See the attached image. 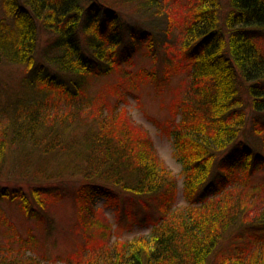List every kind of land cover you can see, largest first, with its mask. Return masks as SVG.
Here are the masks:
<instances>
[{"label":"trees","instance_id":"trees-1","mask_svg":"<svg viewBox=\"0 0 264 264\" xmlns=\"http://www.w3.org/2000/svg\"><path fill=\"white\" fill-rule=\"evenodd\" d=\"M1 7L0 62L37 65L39 90L0 119V177L15 149L23 153L21 177L39 184H27L29 194L0 185V199L19 200L42 221L35 205L45 209L71 192L92 250L66 264H264V0H1ZM137 54L152 66L134 69ZM111 72L119 75L111 85L118 102L149 82L172 90L164 128L186 205L176 206L177 179L147 132L125 107L109 109L103 93L89 91ZM98 196L144 208L148 234L108 243ZM2 217L0 207V226ZM92 227L104 240L98 247ZM7 251L0 264H40Z\"/></svg>","mask_w":264,"mask_h":264},{"label":"rangeland","instance_id":"rangeland-1","mask_svg":"<svg viewBox=\"0 0 264 264\" xmlns=\"http://www.w3.org/2000/svg\"><path fill=\"white\" fill-rule=\"evenodd\" d=\"M3 14L0 0V18ZM44 39L45 34L43 33L41 44ZM134 59V69L152 66L153 60L150 56L137 54ZM36 66L28 68L26 65L0 62V119L2 121H5L6 116L11 112V103H15L18 98L30 102L38 96L39 85L34 78L37 72ZM118 76V72H111L109 75L94 79L89 91L93 94L103 93L105 104L109 109L113 106L116 112H122L125 107L130 118L147 132L157 157L177 179L176 206L186 205L187 201L182 194L181 166L173 156L172 143L164 128L166 120L170 117L167 105L174 96L172 90L166 87L159 91L149 82L141 86L137 90L138 92L136 91L118 102L119 92L111 86L117 82ZM179 79L180 77L177 76L171 81L173 90L178 86ZM123 114L125 115V113ZM247 126L246 132L249 136V124ZM242 140L244 141V139ZM239 143L237 141L234 147ZM23 160L22 151L14 149L10 157V164L8 162L9 167L0 177V185L8 184L12 187L22 185L29 194L27 190L29 185L27 184L39 183L27 176L21 177L19 164ZM31 167L30 165L26 168L29 170ZM258 176L264 178V172ZM215 177L216 171L210 180L214 181ZM64 185L71 191L73 190V183L70 180L66 179ZM71 194L69 192L61 198L48 200L45 209L39 208L34 203L36 209L42 214V221L27 214L19 200L0 199L2 222H4L0 226V251L9 249L15 255L14 258L20 259H27L29 256L36 257L40 264H66V259H71V254L79 256L80 253H83L82 256L87 257L89 250L92 249L89 248V245L84 244V235L77 223L79 207ZM105 201L104 197L98 196L95 199V206L100 208L98 212H101V218L111 226L112 236L108 243L127 240L139 234H148L151 224L142 219L144 208L141 209L139 206L131 208V205L125 200L112 204H106ZM129 209L130 213H128ZM92 230L95 244L98 247L104 240L100 238V235L97 236L95 227H92ZM81 246L86 248V251L82 250Z\"/></svg>","mask_w":264,"mask_h":264}]
</instances>
